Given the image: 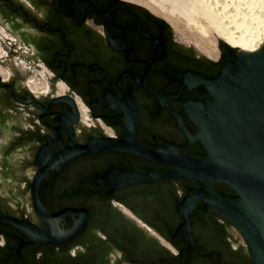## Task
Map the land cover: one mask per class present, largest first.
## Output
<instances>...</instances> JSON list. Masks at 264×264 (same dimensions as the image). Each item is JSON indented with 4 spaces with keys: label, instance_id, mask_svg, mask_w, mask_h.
<instances>
[{
    "label": "flooded vegetation",
    "instance_id": "obj_1",
    "mask_svg": "<svg viewBox=\"0 0 264 264\" xmlns=\"http://www.w3.org/2000/svg\"><path fill=\"white\" fill-rule=\"evenodd\" d=\"M235 54L220 44L219 57L210 58L179 42L161 17L127 0H0V67L7 73L0 74V212L51 236L31 193L42 168L35 158L46 142L58 134L63 145L70 135L81 145L100 137L124 139V110L106 105L110 90L119 99L133 95L137 138L144 147L183 145L186 132L164 96L181 94L166 102L195 132L183 98L209 92L203 83L176 91L184 85L183 72L213 75ZM17 59L30 71L46 73L45 81L16 68ZM35 83L47 91L33 88ZM204 151L199 141L181 150L195 157ZM112 166L144 173L168 167L129 151L103 149L70 160L56 176V169L49 171L39 189L45 209L85 208L86 224L64 242L20 246L30 237L0 219V264H256L234 224L206 210L204 202L190 217L197 242L185 237L178 201L201 181L131 183L107 194L111 184H97L95 176Z\"/></svg>",
    "mask_w": 264,
    "mask_h": 264
},
{
    "label": "water",
    "instance_id": "obj_2",
    "mask_svg": "<svg viewBox=\"0 0 264 264\" xmlns=\"http://www.w3.org/2000/svg\"><path fill=\"white\" fill-rule=\"evenodd\" d=\"M233 48L236 49L234 58L225 60L217 73L206 75L185 71L182 74L184 85L176 91L184 88L190 90L203 83L209 92L205 98H183V110H187L197 125L195 132L190 130L181 112L166 102L181 94L170 96L169 93L164 96L165 104L186 132L185 144L166 142L165 146H158L154 150L144 147L137 138V105L133 95L125 94L119 99L110 90L105 91L106 105L123 108L124 139L100 137L81 145L70 135L67 144L63 145L62 136L58 134L56 139L46 142L35 158L42 168L35 175L31 193L35 209L49 224L52 235L49 236L32 222L0 212V219L30 237L28 242L22 241L20 246L30 242L47 245L64 242L76 235L88 220L85 208L66 207L57 212L45 209L39 198V189L49 171L56 169V176L66 163L80 155L117 149L158 161L168 167L144 173L112 166L103 174L95 176V183L106 181L111 184L107 194L131 183L201 181L200 187H190L182 200L178 201L179 210L185 215L182 223L185 237L192 243L197 242L190 226V217L196 205L204 202L206 210L234 224L255 263L264 264V43L255 50ZM195 141H199L205 149L200 157L181 152Z\"/></svg>",
    "mask_w": 264,
    "mask_h": 264
},
{
    "label": "bare ground",
    "instance_id": "obj_3",
    "mask_svg": "<svg viewBox=\"0 0 264 264\" xmlns=\"http://www.w3.org/2000/svg\"><path fill=\"white\" fill-rule=\"evenodd\" d=\"M177 2L187 3V7L189 6L186 16L188 23L202 37L194 44L210 58H218L217 39H223L233 47L249 50L258 49L264 43V0H177ZM171 25L178 30L173 23ZM2 69L0 67V74L7 77V73ZM40 85L35 83L33 88H41ZM46 87L44 89L47 91ZM76 103L80 106L82 116L88 118L86 108L81 106L80 101Z\"/></svg>",
    "mask_w": 264,
    "mask_h": 264
},
{
    "label": "rangeland",
    "instance_id": "obj_4",
    "mask_svg": "<svg viewBox=\"0 0 264 264\" xmlns=\"http://www.w3.org/2000/svg\"><path fill=\"white\" fill-rule=\"evenodd\" d=\"M127 1L133 2L135 4H141L145 6L149 11L153 13L155 12L154 14L161 17L170 25V27L172 28L175 34V37L178 39L179 42L185 45H190L193 48H195L197 51L200 50L194 43L196 42V40H201L202 37L198 34L196 30L193 29L192 25L188 23L186 16L188 15L187 12H189L188 11L189 6L187 7V3L177 2V0H127ZM171 13L173 15H171ZM172 23L175 26H177L178 30L173 28V26L171 25ZM210 39L212 38L210 37ZM221 42H224V40L217 39L218 57H219V45L221 44ZM16 62L18 63V65H14V66L20 69L22 72H25L26 70L29 73V75H31L30 77L32 79L40 80L42 82L45 81L47 77L46 73L44 74L41 71H37V70L30 71L29 69H26V67L23 66V63H21L19 59H17ZM41 89H44V87ZM238 235L242 244H245L247 248L246 242L240 232H238Z\"/></svg>",
    "mask_w": 264,
    "mask_h": 264
},
{
    "label": "trees",
    "instance_id": "obj_5",
    "mask_svg": "<svg viewBox=\"0 0 264 264\" xmlns=\"http://www.w3.org/2000/svg\"><path fill=\"white\" fill-rule=\"evenodd\" d=\"M221 44H223L224 46H226V47H228V48H230V49H235V48L229 46L228 44H226L225 42H221ZM201 145H202V144H201ZM202 146H203V145H202Z\"/></svg>",
    "mask_w": 264,
    "mask_h": 264
}]
</instances>
